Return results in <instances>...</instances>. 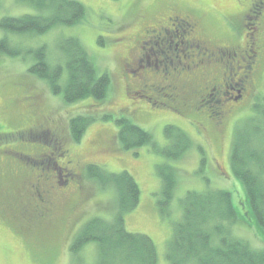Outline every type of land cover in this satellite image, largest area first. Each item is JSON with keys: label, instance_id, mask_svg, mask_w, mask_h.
I'll return each instance as SVG.
<instances>
[{"label": "rangeland", "instance_id": "rangeland-1", "mask_svg": "<svg viewBox=\"0 0 264 264\" xmlns=\"http://www.w3.org/2000/svg\"><path fill=\"white\" fill-rule=\"evenodd\" d=\"M76 1L85 7V15L75 25L56 27L33 36L0 29V39L5 35L13 43L29 44L31 48L46 46L49 61L58 64L61 57L63 66L65 58L58 43L63 38L75 37L85 47L96 71L106 72L110 77L104 100L88 97L65 103L62 94L51 93L43 80L28 73L32 63L28 55L22 59L0 53V264H97L96 242L85 243L75 250L71 245L87 221L113 216L117 210V194L111 183L101 184L86 174L89 164L108 173L126 170L133 176L140 191L139 203L124 214L125 230L145 234L153 241L157 264H170L167 247L173 225L182 217V199L187 191L224 189L230 193L238 217L254 222L243 183L232 172L230 153L234 133L238 127L246 131L245 123L255 113L254 104L264 98V6L250 20L243 17L250 0ZM172 12L196 18L199 24L196 35L207 41L208 48L237 47L242 41L237 39L240 37L233 38L236 29L241 36L249 33L254 42L258 37L260 53L256 71L250 75L253 81L250 92L235 103L229 100L205 103L201 100L206 92L202 86L208 77L217 74V66L192 62L195 57L187 53L179 63L182 85L191 84L201 91L188 94V105L180 106L176 98L150 97L143 84L160 87L165 83L163 76L168 80L173 78V70L162 76L161 72L138 68L134 58L139 56L145 30L157 21L163 22ZM23 14L43 13L19 0H0V19ZM247 15L250 17V13ZM148 60L153 66L154 57L150 55ZM172 65L178 67L176 62ZM178 72L179 69L176 76ZM172 80L179 81L175 77ZM228 86L232 87L228 95L236 94L238 86L231 82ZM191 98L194 99L191 101ZM77 115L88 116L92 121L82 137L74 141L69 121ZM120 116L150 132L155 145L136 149L122 147L116 138V119ZM253 119L257 123L263 121L260 117L250 120ZM250 123L253 128L255 122ZM166 125L180 128L190 138V145L177 158L165 153L178 152L165 134ZM29 128H40V132L27 136L25 130ZM53 147L68 151L66 159L75 164L77 175L69 179L65 188L63 177L52 182L55 184L52 200L56 202L50 215L25 221L21 214L33 216L32 212L25 215L23 207L29 203L28 209L35 206V194L30 189L35 177L42 173L54 179L53 159L46 162L39 156L53 152ZM162 164L173 167L176 181L172 198L165 203H162L165 198L159 172ZM235 223L231 230L234 235L252 247L264 248V239L253 228L239 221Z\"/></svg>", "mask_w": 264, "mask_h": 264}, {"label": "trees", "instance_id": "trees-1", "mask_svg": "<svg viewBox=\"0 0 264 264\" xmlns=\"http://www.w3.org/2000/svg\"><path fill=\"white\" fill-rule=\"evenodd\" d=\"M19 1L31 5L43 14L2 17L0 29L5 32L40 35L56 27L75 25L85 15V7L76 0ZM259 9L260 7H252L250 17L247 18L251 20L257 16ZM28 45L13 43V40L4 35L0 39V53L22 59L28 55L32 59L27 68L28 73L43 80L51 93L62 94L65 103L88 97L95 100L106 98L110 77L106 72L96 71L79 39L66 37L58 43L61 55L65 58L64 66L61 57L58 64L49 61L46 46L31 48ZM258 101L253 106L255 113L248 119L249 123H245L246 131L238 127L234 133L230 153L232 172L243 183L254 222L238 217L231 195L224 189L187 191L182 199V217L174 223L172 238L167 247L166 257L170 264H264V248L252 247L231 231L235 222L239 221L253 228L264 239V98L262 101L259 98ZM254 117H260L263 121H251ZM91 121L90 117L82 115L70 118L71 138L78 141ZM250 122H255L253 128ZM116 125V138L125 149L155 145L151 133L128 118L117 117ZM164 131L174 142L171 145L178 149L177 153H165L177 158L190 145V138L173 125H166ZM159 172L165 198L162 203H165L173 195L175 172L167 164L159 165ZM86 174L99 180L101 184L109 182L114 185L117 210L108 219L93 217L87 221L76 235L71 245L72 250L85 243L96 242L97 264H157L153 241L145 234L125 230L124 214L139 203L140 191L133 176L126 170L108 173L94 164L87 166Z\"/></svg>", "mask_w": 264, "mask_h": 264}, {"label": "flooded vegetation", "instance_id": "flooded-vegetation-1", "mask_svg": "<svg viewBox=\"0 0 264 264\" xmlns=\"http://www.w3.org/2000/svg\"><path fill=\"white\" fill-rule=\"evenodd\" d=\"M263 6L264 0H250L248 8L246 9V15L243 16L244 19L245 17H248L247 13H250L252 7L253 9L260 7V13ZM170 14L171 15L167 16L163 22L157 21L160 19L159 18L156 20V24L145 30L143 40L141 44H139V56L134 58V61L136 60L135 64L138 63L139 65L138 68L145 67L151 72H161L162 76L173 70V78L175 77L179 79V81L176 82L175 80H172L173 78L168 80V78L163 76L165 83L160 87L153 86L152 84L146 85V83H144L143 88L149 92L152 99H155V97L162 99L163 96H166L170 99L176 98L178 106L182 104L188 105V98L186 99V96H188V94L195 95L198 94L197 92L201 91V88L196 89L191 84L186 85L183 83L182 85V67H179V63H182L181 59L187 57V53H190L195 57L192 62L198 61L199 63L212 65V67L214 65L217 66L215 68L217 74L212 78L208 77L209 79L207 78L202 86L206 92L203 94L205 99H203V97L201 100H205V103H210L209 101L219 102L220 100H229L235 103L242 99L247 92H250L249 85L252 81L250 75L256 71L255 65L258 62L260 53L258 37L254 42L249 33L245 36H241L240 32L236 29L233 38L240 37L237 39L242 41L241 43H238L237 47L223 45L208 48L206 46L207 41L196 35L195 28H198L199 25L196 18L190 17L189 15L182 16V14L180 15L173 12ZM230 24H232V27L235 26L232 21ZM243 27L248 30L246 25ZM177 40L178 44L176 43ZM150 55L154 57L153 66L150 65L151 63L148 60ZM174 62H176L178 67H172ZM178 69L179 76H176ZM133 74L134 72L132 75ZM157 79L158 78H155V80ZM230 82L238 86L236 94L232 96L228 95L232 89V87L228 86ZM162 89H165L166 91H163ZM193 99L194 98H191V101ZM213 123L215 125L218 124L217 121H214ZM48 131L49 130H46V132ZM25 132L28 134L27 136H29L32 132H40V128H29L26 129ZM45 146L49 147L47 144H45ZM52 150L53 152L41 153L39 156L44 158L46 162L53 159L52 163L55 166L53 167L54 179L51 178L52 176L42 173L35 177L34 183L30 185V189L32 188L35 194L33 202L35 203V206H31L30 209H28L29 205H31L29 203L28 206L23 207L25 215H29L32 212L33 216L29 218L22 216L21 214V219H24L25 221H34L40 217L50 215L49 213L52 210V206L56 202V200H52L53 195L55 194L53 192L55 184L52 182H56L57 178L63 177V188H65L67 187L69 179L77 175L75 164L72 163L70 158L66 159V157H68V151L64 148L63 151H59L54 147ZM21 155L22 157L23 155L26 156V154ZM33 159L36 160V158ZM58 160L61 161V164L58 163ZM60 184L61 183L58 185ZM44 196H47V199ZM37 201H40V203L43 204L38 206L36 205Z\"/></svg>", "mask_w": 264, "mask_h": 264}]
</instances>
